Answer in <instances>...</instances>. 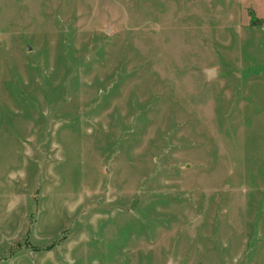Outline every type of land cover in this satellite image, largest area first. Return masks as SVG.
Wrapping results in <instances>:
<instances>
[{
	"label": "rangeland",
	"instance_id": "1",
	"mask_svg": "<svg viewBox=\"0 0 264 264\" xmlns=\"http://www.w3.org/2000/svg\"><path fill=\"white\" fill-rule=\"evenodd\" d=\"M170 263L264 264V0H0V264Z\"/></svg>",
	"mask_w": 264,
	"mask_h": 264
},
{
	"label": "water",
	"instance_id": "2",
	"mask_svg": "<svg viewBox=\"0 0 264 264\" xmlns=\"http://www.w3.org/2000/svg\"><path fill=\"white\" fill-rule=\"evenodd\" d=\"M206 72H207L209 78H211L215 74V70H213V69H207ZM170 264H173V263H170Z\"/></svg>",
	"mask_w": 264,
	"mask_h": 264
}]
</instances>
